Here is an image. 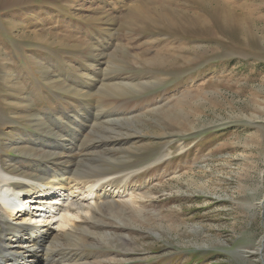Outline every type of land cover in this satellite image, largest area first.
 <instances>
[{"label": "rangeland", "instance_id": "1", "mask_svg": "<svg viewBox=\"0 0 264 264\" xmlns=\"http://www.w3.org/2000/svg\"><path fill=\"white\" fill-rule=\"evenodd\" d=\"M91 70L114 86L60 84ZM64 132L108 182L51 264H264V0H0L1 168L56 167Z\"/></svg>", "mask_w": 264, "mask_h": 264}, {"label": "bare ground", "instance_id": "2", "mask_svg": "<svg viewBox=\"0 0 264 264\" xmlns=\"http://www.w3.org/2000/svg\"><path fill=\"white\" fill-rule=\"evenodd\" d=\"M200 1L207 6H211L214 2V0H200ZM131 9L135 11L137 17L140 13V11H136L137 6L132 7ZM142 10L146 11V9L144 8ZM150 12H146V13L148 14ZM221 14L224 15V19L226 22L230 24H235V26L242 28L243 24L245 23L242 16L240 19L233 12L229 10L224 11L222 9ZM151 21L148 22L150 23ZM249 30L246 29V31ZM95 63H98V61H96ZM100 72L94 73L92 71L91 75L90 74L82 75L81 77L86 78V80H83L82 78H79L78 80H76V82L70 80L69 86L67 85V83L65 84L66 80L64 82L61 81L60 84L61 85L63 84L65 86V91L68 92L73 91L74 94H80L81 92H79L80 90H77L76 88L72 87V85H76L77 88H80V85H82L84 87L83 90H87V91H91L90 89L91 87L97 89L99 86H101L98 89V92H100L99 90L103 87L105 88L113 87L114 85H107V86L104 85V83L106 81H109L110 78H108L107 75H105L102 71ZM95 74L103 75V78L100 80L101 82H99V80H93L94 79L93 75ZM61 78H63V76L59 77V79ZM95 82L96 83L98 82L96 87L94 85ZM84 118L85 117L83 116L81 117L82 122L83 120H85ZM98 119L99 116L97 117V120ZM71 120L67 119V122L68 123L78 122L77 118ZM104 125L110 126L109 122L105 123ZM103 133L105 134V132ZM48 135H53L56 137V134L53 131H48ZM67 136L68 134L64 132L58 142L54 144H47L40 148L41 150H47L50 154H52L51 156H53V159H55V161L58 162L55 164L59 173L55 171V168L53 166H45L46 165L45 164L41 167L37 166V168L33 170V172L36 173V175L34 176L31 175L30 172L13 174L1 168L3 167V164L2 161L0 160V225L4 229L3 232H0V264H51L54 261L53 259L55 258L48 256L47 247L50 245V243H51L50 245L51 249L55 246V242H54L55 237L56 236L60 237V235H62L60 234L59 231L69 230L70 232L66 234V238H67L66 242L69 247L74 246V244H71L69 242V239L73 238V234L71 232L77 231L78 224L84 222L83 220L86 219L90 220L91 217H93V213H94L93 210L95 208L96 210H98L97 208L100 203L99 201L101 200L98 190L104 188L103 182L106 180L103 179L102 177L96 182L89 184L87 188L83 190L82 185L86 184V180L84 179L89 178L91 174H89L88 172L86 174L85 170L84 171L81 170V166H82L81 160L85 159V157L83 156L81 157L80 156L81 154L79 155V153L83 151L84 148L88 149V151L87 149L84 150L86 151V154L95 153L92 152V150H96V149L98 150V146L95 145L93 147V145H89L88 143L89 146L83 148L81 144L78 150H74L73 146L72 148H69L66 145H63L65 142L64 139L66 140ZM53 149L59 151L62 150L64 155L58 156L59 155L57 154L58 152L54 153L53 151H51ZM37 153H38L37 157L38 155L46 156V157H49L50 155L40 150ZM96 154L97 152L95 153V155ZM78 159L79 161H77ZM26 163H32V162L26 161ZM28 167L31 166H29L28 164ZM88 170L90 169L88 168ZM53 173L54 175H52ZM99 173L100 174L98 176L100 177L101 172ZM51 178H54L56 182H52L50 180ZM127 180H129V178H127ZM127 182L128 181H125V183ZM125 193L126 190H123V192L116 191V192H112V195L114 197H118L119 199H122L124 203L128 205H134L136 203H140L135 201V197H136L135 195L127 199ZM26 195H28L29 197L26 199L25 204L27 205L31 203L32 205L30 207V210L32 211L31 212L27 211L28 213L25 212L24 208H19L17 206H14L15 201H19L22 196H26ZM33 201L34 204H32ZM82 225L83 224H80V226ZM8 231L9 232L11 231L12 233L14 232L13 235L14 239L11 240L10 238V240L5 241L6 234L8 233Z\"/></svg>", "mask_w": 264, "mask_h": 264}]
</instances>
